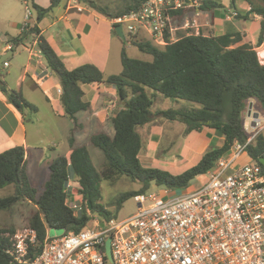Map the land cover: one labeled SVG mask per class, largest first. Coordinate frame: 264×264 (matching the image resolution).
Here are the masks:
<instances>
[{
	"label": "trees",
	"instance_id": "trees-1",
	"mask_svg": "<svg viewBox=\"0 0 264 264\" xmlns=\"http://www.w3.org/2000/svg\"><path fill=\"white\" fill-rule=\"evenodd\" d=\"M62 1L51 0L49 9L34 5L39 11L38 21ZM146 1L131 0L128 7L112 11L98 7L93 0H84L110 19L137 11ZM244 1L250 6V11L246 14L238 13V18L249 19L251 15L262 18L259 37L261 44L264 41V0ZM200 3L202 11H217L223 7L219 0H201ZM185 11L182 9L174 12V21ZM113 31L116 34L115 29ZM40 32L37 26H33L21 36L9 38L8 42L19 47L30 36L37 37L38 49L61 85V104L65 116L77 128L80 127L77 114L91 108L90 102L85 100L82 88L84 85L114 87L120 109L111 120L113 136L98 132L91 137V144L102 152V173L93 165L87 147L76 145L75 128L69 139L70 155L57 157L48 164L50 176L38 198V190L30 184L26 174L25 148L13 147L0 153V193L8 187L14 189L10 195H0V211H11L20 203L34 204L35 210L32 211L27 226L36 232L39 249L48 229L78 233L88 227L95 214L102 222L114 218L112 211L98 203L102 178L124 176L141 185L139 190L121 193L110 200L109 206L115 207L117 211L129 199L149 192L152 183L172 191L188 189L196 178L213 169L216 162L235 144L247 142L249 135L244 124L250 102L255 101L264 112V66L252 44L246 42L236 46L243 40V35L239 32L221 36L179 33L176 41L170 40V33H167V44L164 47L156 46L150 39L125 37L121 52L122 72L108 76L92 63L67 69ZM128 44L152 56V61L131 58L126 50ZM0 84L2 91L21 111L38 113V108L28 102L21 92L8 90L2 81ZM147 90L154 93L149 94ZM158 93L168 99L199 104L200 108H173L153 114L152 108ZM155 117L183 123L186 125V133L201 132L203 129L219 131L224 137V144L208 151L195 166L180 174L146 168L139 158L146 144L138 128L149 125ZM247 151L264 171V165L260 162L264 158L263 132L248 146ZM70 182L74 187L71 192L67 190ZM74 196L82 200L79 215L69 204ZM89 202L92 205L91 211ZM15 233L13 226L0 227V264H11L12 257L8 252L14 247Z\"/></svg>",
	"mask_w": 264,
	"mask_h": 264
},
{
	"label": "built area",
	"instance_id": "built-area-1",
	"mask_svg": "<svg viewBox=\"0 0 264 264\" xmlns=\"http://www.w3.org/2000/svg\"><path fill=\"white\" fill-rule=\"evenodd\" d=\"M200 1L147 0L137 11L117 16L111 23L113 29L121 25L127 38L148 35L156 46L164 47L167 33L170 40L177 39L172 36L173 13L199 8ZM32 18L25 1L23 31L30 28ZM197 28L196 20H186L187 35L199 34ZM257 52L264 66V46ZM58 92L62 94V89ZM244 128L247 142L235 144L222 156L194 191L138 194L134 197L137 212L129 218L102 222L93 215L88 227L78 233L62 230L61 235H51L48 229L40 249L36 232L27 228L14 236V247L8 252L11 264H110L108 238L113 264H264V171L247 151L264 133V120L260 115L248 118Z\"/></svg>",
	"mask_w": 264,
	"mask_h": 264
},
{
	"label": "crops",
	"instance_id": "crops-1",
	"mask_svg": "<svg viewBox=\"0 0 264 264\" xmlns=\"http://www.w3.org/2000/svg\"><path fill=\"white\" fill-rule=\"evenodd\" d=\"M25 1L29 2L30 6L37 11V16L33 14L30 27L37 26L40 29V35L45 37L69 70L86 63H92L104 73L103 68L109 66L110 59L116 60L118 57L121 61L124 43L123 39L114 33L111 19L93 9L84 0H77V4H74L73 0H63V5L61 2L58 6L50 9L40 21H38L39 11L34 5L41 9H49L51 0H0V57L6 56L8 63L5 66L6 62H4L0 67V81L8 90L21 92L28 102L38 108L36 114L30 113L28 110L21 111L9 100L0 84V153L13 147L25 148L27 168L29 158H32V151L41 152L38 156V166L44 165L52 156L47 151L49 147L44 146V129L40 124L42 118L45 117L42 111L47 110L51 123L52 121L56 123V118L63 119L66 116L61 104V94L58 92L61 85L58 78L49 69L45 57L39 51L37 37L30 36L24 45L19 47H14L8 42L9 38L21 36L25 32L23 31ZM221 4L223 5V3ZM217 11L221 15H217L215 11H202L200 7L186 10L180 18L174 21L175 31L172 36L178 30L183 31L179 33L187 34L184 24L187 19H190L196 20L199 33L205 36H221L225 33L239 32L243 35V40L236 46L248 42L257 51L258 48L264 46V41L259 44L262 20L260 16L251 15L249 19H241L238 18V12L228 11L225 5L218 8ZM248 11H250L249 5H247L244 14ZM145 38L151 40L148 35ZM173 40L175 41L174 38ZM127 46L129 44L126 45V50ZM92 85L95 86L84 85L82 87L85 92V100L88 94L91 98V101L86 100L90 102L91 108L88 111H83L88 114L84 116L82 122L80 117L83 112L77 114L79 123L87 126L112 125L111 120L120 109L116 90L112 86ZM85 86L88 87L87 90H85ZM251 102H253V112H257L254 111L256 102ZM58 108H61V111H58ZM51 111L55 118L52 117ZM155 118L157 121L162 120L160 117ZM28 120H31L34 125L31 131L28 128ZM246 121H248L247 116ZM218 133L220 132L211 129L189 133L181 151L185 152L183 158L186 160L185 164H190L188 168L195 166V161H200L211 149L223 146L224 137ZM160 140L161 136L155 132L149 137V140L147 139L146 148L142 152L148 156L149 160L156 156ZM52 144L55 145V143ZM171 158V162L166 161L161 164L168 166V169H175L182 157L173 156ZM185 170L187 168L184 167L183 171ZM49 176L45 177V181L49 179Z\"/></svg>",
	"mask_w": 264,
	"mask_h": 264
},
{
	"label": "rangeland",
	"instance_id": "rangeland-1",
	"mask_svg": "<svg viewBox=\"0 0 264 264\" xmlns=\"http://www.w3.org/2000/svg\"><path fill=\"white\" fill-rule=\"evenodd\" d=\"M96 2L97 6L100 8H108V10L118 11L119 9H124L128 7L132 2L131 0H93ZM220 3L225 5L226 9L231 12H238L241 14L245 13V9L247 8V3L244 0H219ZM233 3L235 7H233ZM64 2H62V5ZM233 7V8H232ZM31 10L34 16H37V11L31 6ZM223 11V10H222ZM23 12L25 14V6L23 7ZM217 15H221L219 11H215ZM179 32H183L178 30L177 33L175 32V38H178ZM125 37H128L125 33ZM146 39V38H144ZM127 53L131 58L140 59L143 61H152V56L148 54H144L140 52L134 46H127ZM105 75L111 74H120L122 72V64L120 59L117 57L115 59L109 60V66L107 68H103ZM95 86V85H89ZM85 90H87V86H85ZM149 94L154 93L152 90H147ZM86 100H90L91 98L88 94ZM101 99L99 100V103ZM118 105H120V101L117 100ZM192 109V108H200L199 104L189 103L187 101L181 100H172L165 98L161 94H157L155 99V104L152 108L153 114L157 113L161 110L167 109ZM58 111H61V108H58ZM254 111L260 113L261 118L264 117V112L259 109V106L255 103ZM44 116L41 120V127L44 129V146H46L50 152V160L46 162L44 165L38 166V156H40V151H32V158H29V162L26 168V174L29 179L30 184L38 190L37 198L43 192L44 184L46 183L45 177L50 175V171L48 168V164L57 157L60 156H68L70 154L71 148L69 144V139L71 137L72 131L76 128L75 132V139L77 146H86L89 153L93 165L97 169L98 172L102 173L104 166H103V156L102 152L94 147L91 144V137L97 133L98 131H105L109 135L114 134V128L111 124H97L95 126H87L80 124V127L77 128L75 123L70 120L69 118L59 119L56 118V123H52L49 121L50 117L48 115L47 110L42 111ZM54 114L51 111V115ZM81 122L84 116L88 113H81ZM106 116V115H105ZM53 117V115H52ZM55 118V117H53ZM54 120V121H55ZM264 120V119H263ZM59 121V122H58ZM28 128L31 129L34 127L31 120H28ZM139 133L142 135L145 144L147 143V139L155 132L161 136V140L159 143V150L156 152V156H153L152 160L148 158V156L141 152L140 160L144 167L146 168H157L166 171L172 172V174L181 173L185 167V169H189L188 167L190 164H185L186 160H184L185 152L182 151V147L185 144V140L188 138L189 133H186V125L179 123V122H171L162 118V120H158L154 118V122H151L149 125L145 127L138 128ZM222 136L220 133H218ZM52 143H55L53 146ZM178 157L181 156L179 164L175 169H168V166L161 164L163 162L172 161L171 157ZM170 157V158H169ZM171 160V161H170ZM199 160H196L195 163L197 164ZM48 163V164H47ZM195 164V165H196ZM206 175L200 176L195 179L191 186L186 190H177L174 191L175 195H180L186 192H192L201 184L206 182ZM101 198L98 201L100 205H103L106 209L112 211L114 213V219L118 221L125 220L130 216L134 215L137 212V204L134 201V198L129 199L126 203H124L123 207L120 210H116L115 207H110L109 202L112 198H116L121 193L128 192V191H136L139 190L141 185L140 183L132 182L129 178L120 176L114 179H106L102 178L101 180ZM73 184L70 182L67 184V190L70 192L73 191ZM165 190L163 186H157L155 183L151 184V190L155 192H161ZM14 189L12 187H8L5 190L1 191V196L10 195ZM69 204L75 210V213L79 215L80 207L82 205V200L77 197H72L71 201L69 200ZM35 210V206L32 203H20L15 206L11 211H0V227L4 226H13L15 227L16 233H22L24 230L28 228V219L31 216L32 211ZM94 217H98L95 214ZM15 233V234H16ZM62 234V230H51V235Z\"/></svg>",
	"mask_w": 264,
	"mask_h": 264
},
{
	"label": "water",
	"instance_id": "water-1",
	"mask_svg": "<svg viewBox=\"0 0 264 264\" xmlns=\"http://www.w3.org/2000/svg\"><path fill=\"white\" fill-rule=\"evenodd\" d=\"M115 31L117 33V35L121 38V39H125V34L123 32V28L121 25H117L115 27ZM46 60V59H45ZM7 61V57L6 56H1L0 57V67L4 64V62ZM128 107V106H127ZM247 117L248 118H258L259 117V113L257 112H253V102H250L249 104V108H248V111H247ZM263 165H264V158L261 159L260 161ZM89 205V211L92 210V205L91 203L89 202L88 203ZM106 258L108 260V262L110 264H113L114 261H113V258H112V253H111V238H108L107 241H106Z\"/></svg>",
	"mask_w": 264,
	"mask_h": 264
}]
</instances>
